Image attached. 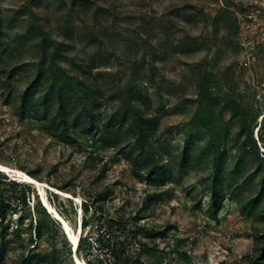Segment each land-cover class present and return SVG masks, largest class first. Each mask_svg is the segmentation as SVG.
I'll list each match as a JSON object with an SVG mask.
<instances>
[{"label": "rangeland", "instance_id": "374dc122", "mask_svg": "<svg viewBox=\"0 0 264 264\" xmlns=\"http://www.w3.org/2000/svg\"><path fill=\"white\" fill-rule=\"evenodd\" d=\"M59 1L0 0L2 164L71 184L78 201L57 198L49 190L44 194L74 232L83 219L89 220L81 235L83 249L77 252L86 264H251L258 247L254 237L264 232V209L249 212L247 205L263 174L249 179L255 167L246 157V167L234 178L242 187L226 200L218 220L205 206L195 208L201 189L191 190L211 174L215 150L207 147L206 129L190 122L203 113L194 102L200 67L221 71L238 62L235 79L244 100H218L214 118L204 116L215 119L217 134L229 132L226 168L231 171L238 158L241 107H254L259 124L264 114V0H106L105 10L75 14L71 23L64 19L69 13L58 10ZM224 5L237 11L240 20L233 45L222 24L214 27ZM126 28L154 49L126 42ZM13 68L15 76L9 78ZM39 73L38 93L58 83L74 98L85 97L101 121L131 105L140 108L152 121L148 136L153 149L168 159L193 143L200 166L179 185L159 186L113 147L70 146L30 121H18L17 98ZM6 90L13 93L10 105H4ZM254 139L260 142L257 128ZM10 176L0 174V208L7 213L0 264H75L76 251L61 224L41 209L36 187ZM105 189L108 198L96 214L92 203ZM84 199L93 207L87 216L81 210Z\"/></svg>", "mask_w": 264, "mask_h": 264}, {"label": "trees", "instance_id": "16d2710c", "mask_svg": "<svg viewBox=\"0 0 264 264\" xmlns=\"http://www.w3.org/2000/svg\"><path fill=\"white\" fill-rule=\"evenodd\" d=\"M31 2L37 0H30ZM106 0H60L58 10H66L69 14L64 17L71 23V19L75 14L88 13L91 10H105L104 2ZM116 18V17H115ZM117 19V18H116ZM222 24L226 28V41L228 44L235 43L236 36L240 33V20L237 11H233L229 5L219 8L214 18V27ZM126 42L133 43L136 47L143 49H154L149 40L144 39L137 31L126 28L123 29ZM0 35H2V24L0 21ZM205 43L215 44L214 40L203 39ZM64 45V42L62 43ZM194 45V43H193ZM238 62H233L221 71H214L212 68L200 67L197 75L196 83L198 85V93L195 103L198 104L200 110L205 112L201 117H195L190 125L195 128L203 126L209 137L207 147L215 150V157L210 165L212 172L206 175L194 186L191 193L201 189L200 199L195 208L205 206L207 212L218 220L220 211L222 210L226 200L232 198L236 190L242 187V181L239 183L238 174L241 171L246 157H252V164L255 167L254 172L249 174V179L258 178L263 174L259 183L258 191L253 199L248 202L247 208L249 212L263 207L264 209V153L260 151V145L264 148V114L262 115L261 124H259V114L254 107H241V116L239 119V141L236 148L238 158L234 168L229 171L226 167L228 159V147L226 139L228 134H220L215 131V109L213 103L222 100L225 103L238 100L242 101L245 97L240 88L239 82L235 79V71L238 68ZM16 69H12L8 77L15 76ZM42 80V73L35 78L33 82L27 85L23 92L19 95L15 106V115L20 122L30 121L37 125L39 130L56 138L70 146L89 147L94 149L97 145L105 147H113L134 167L135 170H141L146 177L153 180L159 186L167 184H181L185 176L191 175L195 167H199L196 158L193 143H187L180 153L175 154L171 158L165 159L160 149H153L152 142L149 141L148 132L153 127L152 121L147 118L146 114L140 108L131 105L130 109L117 112L110 120L101 121L96 117L94 108L89 104L85 97L78 99L68 92L63 86L56 83L48 91L38 93L37 87ZM7 91L4 95V105H10L13 93ZM256 92H254L255 96ZM250 95H252L250 93ZM213 114L209 115V111ZM207 116V117H204ZM213 116V117H211ZM259 124V126H258ZM258 129L260 132V142L254 139V131ZM128 141L125 145L123 142ZM260 144V145H259ZM0 163L2 160L0 159ZM19 170L26 172L28 175L40 182L47 183L50 186L64 192L71 193V184H57L51 178L40 176L38 171H29L24 167H18ZM0 174L9 177L0 171ZM10 178V177H9ZM18 183L17 180L13 179ZM23 184V183H22ZM29 187L32 184L25 183ZM57 198L62 196L51 193ZM109 189H105L98 193L97 198L92 203L95 207L96 214L102 212L103 207L98 205L108 198ZM25 198V197H24ZM68 199V198H67ZM71 200V199H68ZM43 211L46 210L44 205L41 206ZM90 202L85 200L81 204L82 213L89 215ZM65 218L63 212L59 211ZM263 215H264V211ZM7 219L6 210L0 208V261L3 259L4 242L6 240L7 231L4 222ZM66 219V218H65ZM264 219V217H263ZM60 224V223H59ZM90 222L88 219L82 221V234L89 229ZM255 243L257 244L256 253L250 258L251 264H264V232L255 235ZM85 239L81 236L77 252L81 253ZM32 259V258H31ZM87 264H91L88 262Z\"/></svg>", "mask_w": 264, "mask_h": 264}, {"label": "bare ground", "instance_id": "6f19581e", "mask_svg": "<svg viewBox=\"0 0 264 264\" xmlns=\"http://www.w3.org/2000/svg\"><path fill=\"white\" fill-rule=\"evenodd\" d=\"M0 170L3 172L13 174L14 176L18 177L20 181L28 182L36 187V189L39 192V195L41 196V200H42L41 202H43L47 206V209H46L47 212L61 224L65 232V235L71 245L73 253L76 250L75 252L76 255L74 256L75 264H86L77 256V249L80 243V236H81L80 230H77L76 232L72 230L68 221L64 217H62L61 214L58 212V210L48 201L44 193H45V190H49L64 198L74 199L76 201H78L79 199L73 196L71 193L61 191L59 189H56L50 186L47 183L40 182L37 179L33 178L32 176L28 175L26 172L21 171L19 169H15V168H12V167H9L7 165L0 163ZM79 220H82V218L80 217Z\"/></svg>", "mask_w": 264, "mask_h": 264}]
</instances>
